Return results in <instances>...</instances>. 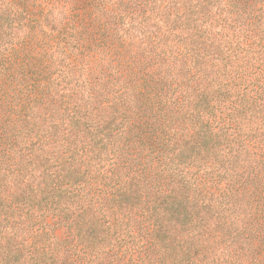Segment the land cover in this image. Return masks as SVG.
Wrapping results in <instances>:
<instances>
[{
    "label": "trees",
    "instance_id": "obj_1",
    "mask_svg": "<svg viewBox=\"0 0 264 264\" xmlns=\"http://www.w3.org/2000/svg\"><path fill=\"white\" fill-rule=\"evenodd\" d=\"M0 264H264V0H0Z\"/></svg>",
    "mask_w": 264,
    "mask_h": 264
}]
</instances>
